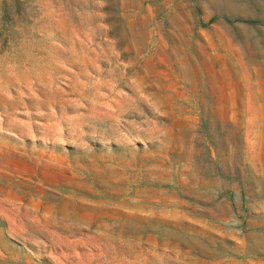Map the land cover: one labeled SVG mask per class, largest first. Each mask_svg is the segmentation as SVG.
I'll use <instances>...</instances> for the list:
<instances>
[{
    "label": "rangeland",
    "instance_id": "obj_1",
    "mask_svg": "<svg viewBox=\"0 0 264 264\" xmlns=\"http://www.w3.org/2000/svg\"><path fill=\"white\" fill-rule=\"evenodd\" d=\"M0 264H264V0H0Z\"/></svg>",
    "mask_w": 264,
    "mask_h": 264
}]
</instances>
